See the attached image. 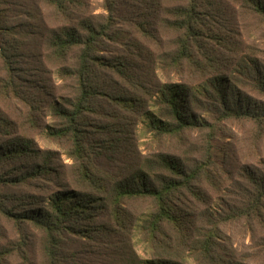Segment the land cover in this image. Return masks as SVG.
<instances>
[{
	"label": "trees",
	"instance_id": "1",
	"mask_svg": "<svg viewBox=\"0 0 264 264\" xmlns=\"http://www.w3.org/2000/svg\"><path fill=\"white\" fill-rule=\"evenodd\" d=\"M22 1L25 0H0V60L7 75L0 82V93L8 101L24 105L30 120H34L32 115L36 119L37 114L50 112L57 123L48 135L70 144L68 156L74 171L67 182L65 174L57 171L56 151H43L22 132L9 135L0 143V218L17 229L31 225L43 232L45 264H65V235L89 236L97 232L105 242V238L113 240L118 234L120 240L129 222L126 201L151 199L154 210L142 225V234L151 246L165 229H170L189 240L191 250L204 258L205 264H264L241 261L231 246L221 245L222 226L242 222L264 259V171L251 170L249 166L241 207L220 216L203 214L197 217L202 220L198 224L187 204L203 200L201 184L213 173L208 171L210 159L190 170L176 157L162 154L134 157L123 164L110 163L116 141L128 151L136 146L138 118L149 113L141 97L144 90L158 94L154 104L161 110L162 119L150 117L148 123V129L157 135L213 130V122L191 113V97L193 102L201 101V97L220 101L222 107L217 103L207 105L208 112L220 118L217 120L245 118L258 130L264 127V103H251L250 99L249 105L243 102L241 92L221 74L220 67L209 71L202 91H193L184 83L152 89L157 61L145 43L157 40L158 27L162 25L175 37L174 48L168 53L174 69L198 52L210 70L216 67L218 51L209 47L211 44L199 42L205 41L202 37L208 34L210 23L228 17L230 10L232 25L237 15L249 14L264 21V0H103V12L99 14L89 10L88 0H43L50 10L52 25L33 11L20 10ZM220 30L223 37L228 35L224 26ZM220 35L212 33L209 39L218 41ZM34 44L44 46L46 60L56 66L58 77L72 86V96L65 95L60 101L48 99L50 85L43 77L37 80L40 85L28 84L23 91L25 86L14 72L15 64L38 56L27 52L34 50ZM115 45H120L124 53L112 60L106 54ZM39 60L43 61L40 56ZM240 61L230 72L243 74L249 90L264 96V65L250 56ZM197 62L202 65L201 59ZM103 101L120 107L126 114L123 121L104 123ZM10 127L14 122L0 111V132ZM213 151L210 149L211 154ZM12 187L28 189L10 193ZM36 188L46 194L35 193ZM4 253L0 251L1 260ZM11 253L10 248L6 254ZM164 254L154 250L152 257L139 259L136 264H187Z\"/></svg>",
	"mask_w": 264,
	"mask_h": 264
},
{
	"label": "rangeland",
	"instance_id": "2",
	"mask_svg": "<svg viewBox=\"0 0 264 264\" xmlns=\"http://www.w3.org/2000/svg\"><path fill=\"white\" fill-rule=\"evenodd\" d=\"M88 2L89 10L92 13L103 12V0H88ZM20 4L22 5L20 10L26 9L29 13L33 11L41 15L43 19L46 18L50 25L54 23L50 16V10L45 7L43 0H25ZM232 13L233 11L230 10L227 13L229 18L224 16L223 19L219 18V20L210 23L211 26L207 27L208 34L202 37L205 41H199L211 44L209 47H215L218 51L214 61L216 67L210 70L206 67V60L198 52L194 53L192 59L184 60L178 68L174 69L170 65L171 57L168 53L174 48L175 37L172 31H168L160 25L157 40L145 41L157 61L151 78L152 89H158L157 86L163 84L184 83L193 91H202V84L209 71L212 73V71H216L217 67H220L221 74L229 78V82L236 85L241 92L243 102H247L249 105L250 99L251 103L254 101L257 104L260 101L264 103V96L261 97L249 90V84L243 82V74L230 72L231 69L238 67V63L241 62L240 58L249 59V56L264 65V21L249 14L237 15L236 23L232 25L230 22ZM31 21L33 23V20ZM222 26L227 28L228 35L226 37L221 34ZM212 33L221 34L218 41L212 40L213 42H211L209 35ZM32 46L34 50L27 52L38 56L27 58V61L24 58L20 59L15 64L14 72L18 74L19 81L25 86L23 91L28 84L36 85L37 80L43 77L47 78L48 85H50L48 99L60 101V98L65 95L72 96L74 94L72 86L68 87L69 82L62 81L58 77L56 66L46 60L47 53H45L44 46L37 47L35 44ZM120 53H124L123 48L120 45H115L111 47V52H108L106 56L115 60V57ZM39 56L43 60L42 62H39ZM198 59H201L202 65H198ZM34 66L37 69H34ZM240 69L241 66H239ZM6 77L0 60V82ZM120 83L125 87L128 86L122 81ZM38 84L40 85V83ZM193 91L189 92L190 95ZM144 92L141 97L144 98L145 108L149 113L138 118L135 129L136 146L128 151L122 147L119 141H116L114 153L110 154L112 158L110 163L112 165L123 164L127 159L132 161L134 157L162 154L176 157L184 168L190 170L197 167L200 162L202 164L209 163L210 159L208 171L213 173H210V176L201 184L205 191L203 200L189 201L187 204L189 211L193 212L197 219L206 213L217 216L225 215V213L241 207L245 202L244 189L248 187L249 166L251 170L257 168L264 171V127L258 130L256 125L245 118L217 120L220 118H217L216 114L208 112L207 105L217 103V107H222L220 101L214 102L212 99L201 97V101L193 102L191 97L188 104L191 113L198 119L205 118L213 122V130L208 131L207 128H203L185 130L177 136L157 135L148 129V123L150 117L162 119L161 110L154 104L158 94H156L157 92L151 94L147 90ZM195 94L198 93L195 92ZM227 96L230 97L228 93ZM102 104V109L105 111L104 123L123 121L126 114L120 107L106 101H103ZM0 111L14 122L12 129L10 127L1 130L0 143L7 141L9 135L22 132L33 138L37 147L43 151H56L57 171H62L65 174L67 182L72 179L73 161L68 156L70 144L65 139L57 140L48 135L49 129L57 123L50 112L46 111L41 115L39 113L36 119L32 115L34 120H30L26 118L29 111L24 105L16 100H6V97L1 93ZM210 149L214 150L212 154ZM23 189L22 187H12L9 188V192H19ZM34 192L46 194L45 191L38 188ZM153 210L154 202L151 199L126 201L125 212L129 222L128 228L121 232L120 240H117L119 234L113 240L105 238L106 242L103 237L98 236L97 232L89 234V236L65 235L62 242L65 264H136L139 259L152 257L154 250L163 255L169 253L172 255L170 257L182 259L187 264L207 263L204 258L196 256V251L191 250L189 240L182 238L170 229H165L155 246H151L142 234V225L146 216ZM197 222L201 224L202 220L197 219ZM222 232L224 239L221 241V245L231 246L230 248L233 249L237 259L248 263L249 261L264 263L263 255L258 251L259 247H254L249 231L242 222H228L222 226ZM44 241V233L31 225L17 229L11 222L0 218V251H5L4 258L0 259V264H45ZM10 248L12 253L6 254ZM164 257L169 258V256Z\"/></svg>",
	"mask_w": 264,
	"mask_h": 264
}]
</instances>
